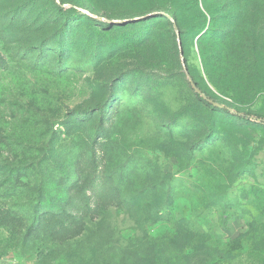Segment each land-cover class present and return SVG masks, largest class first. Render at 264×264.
I'll return each instance as SVG.
<instances>
[{
    "label": "rangeland",
    "instance_id": "rangeland-1",
    "mask_svg": "<svg viewBox=\"0 0 264 264\" xmlns=\"http://www.w3.org/2000/svg\"><path fill=\"white\" fill-rule=\"evenodd\" d=\"M172 19L264 115V0H0V264H264V125Z\"/></svg>",
    "mask_w": 264,
    "mask_h": 264
},
{
    "label": "trees",
    "instance_id": "trees-1",
    "mask_svg": "<svg viewBox=\"0 0 264 264\" xmlns=\"http://www.w3.org/2000/svg\"><path fill=\"white\" fill-rule=\"evenodd\" d=\"M59 13L63 14V15H67L69 14V11L67 9L64 8V6L62 4H58V10ZM175 21V20H174ZM176 23V21H175ZM177 24V23H176ZM178 27V26H177ZM182 44V41H181ZM183 49V48H182ZM197 85V84H196ZM210 104V103H209ZM212 105V104H211ZM213 106V105H212ZM217 109H221L223 110L225 113H228L232 116H235L237 118L240 119H244L246 121H253V122H257L260 124L264 125V115L259 114V113H254V112H250V111H244V110H240L237 108H231V107H217V106H213ZM189 239H193V236H190ZM198 255H192L191 257H193V259L197 258ZM205 260L200 259L199 263H204Z\"/></svg>",
    "mask_w": 264,
    "mask_h": 264
},
{
    "label": "water",
    "instance_id": "water-1",
    "mask_svg": "<svg viewBox=\"0 0 264 264\" xmlns=\"http://www.w3.org/2000/svg\"><path fill=\"white\" fill-rule=\"evenodd\" d=\"M172 22H173V27L176 31V34H177V39H178V44H179V50H180V55H181V58H182V63H183V67H184V71H185V74L188 78V81L191 83V86L193 87V89L198 93L200 94L203 99H205L206 101H208L210 104H212L213 106H217V107H223L224 105L223 104H220L216 101H214L213 99L209 98L207 95H205L196 85L195 82L192 81L188 71H187V68L185 66V60H184V57H183V49H182V44H181V39H180V32H179V29L177 27V24L175 23L174 19H172Z\"/></svg>",
    "mask_w": 264,
    "mask_h": 264
}]
</instances>
